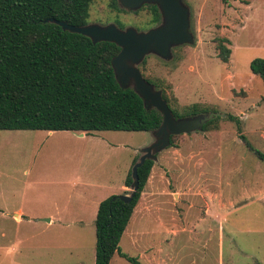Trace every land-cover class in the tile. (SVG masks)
<instances>
[{
    "label": "rangeland",
    "instance_id": "374dc122",
    "mask_svg": "<svg viewBox=\"0 0 264 264\" xmlns=\"http://www.w3.org/2000/svg\"><path fill=\"white\" fill-rule=\"evenodd\" d=\"M184 1L195 44L169 62L149 56L141 71L181 116L200 105L197 114L225 117L158 155L120 249L142 264H264V83L251 71L264 60V0ZM111 4L94 0L89 23L154 27L148 9ZM153 141L152 132L0 131V264H95L98 204L131 193L121 192L127 172ZM110 264L131 263L115 254Z\"/></svg>",
    "mask_w": 264,
    "mask_h": 264
},
{
    "label": "trees",
    "instance_id": "16d2710c",
    "mask_svg": "<svg viewBox=\"0 0 264 264\" xmlns=\"http://www.w3.org/2000/svg\"><path fill=\"white\" fill-rule=\"evenodd\" d=\"M238 1L249 4V0ZM94 0H0V131H46L93 134L96 132H153L162 123L156 110H147L132 90L118 85L112 59L120 52L113 43L94 44L91 39L65 32L47 19L65 21L73 26L89 24ZM112 10L124 12L112 0ZM152 16L151 25L160 22L156 6L144 7ZM143 8V9H144ZM218 45L219 58L229 63L232 51ZM145 64V63H144ZM251 71L264 83V60H255ZM158 88V84L146 78ZM176 118L196 115L202 109L193 105L182 116L172 107ZM237 131L243 137L240 120ZM221 118L204 125L202 132L218 130ZM171 146L176 148V138ZM264 162V155L256 152ZM133 160L125 181L132 185ZM155 162L146 161L138 170L140 188L131 203L113 195L99 205L96 226L95 264H110L115 254L131 264L138 259L122 253L120 242L152 174ZM128 193H126L127 195Z\"/></svg>",
    "mask_w": 264,
    "mask_h": 264
},
{
    "label": "water",
    "instance_id": "95a60500",
    "mask_svg": "<svg viewBox=\"0 0 264 264\" xmlns=\"http://www.w3.org/2000/svg\"><path fill=\"white\" fill-rule=\"evenodd\" d=\"M119 8L126 12H138L146 6H156L160 23L154 27L139 31L133 27L120 28L115 23L101 25L97 23L85 26H73L65 21L47 19L45 24H56L65 32L82 35L94 44L113 43L120 52L112 59L115 79L123 90L132 89L143 101L147 110H156L162 116L161 125L152 132L154 141L139 151L140 157L132 167V185L129 195H120L121 200L131 203L140 188L138 170L146 161H158V155L171 146L173 136L202 132L204 125L216 117H225L219 113H201L176 118L163 90L150 83L141 71V65L149 56H155L166 62L173 59L174 49L195 44V35L191 29V10L184 0H116ZM83 136V133H80Z\"/></svg>",
    "mask_w": 264,
    "mask_h": 264
},
{
    "label": "crops",
    "instance_id": "0c3cea01",
    "mask_svg": "<svg viewBox=\"0 0 264 264\" xmlns=\"http://www.w3.org/2000/svg\"><path fill=\"white\" fill-rule=\"evenodd\" d=\"M76 134H78L80 137H85V135H86V133H83V136H81V134L80 133H76ZM183 158V157H182ZM185 160V159H184ZM173 161H179V160H173ZM133 163V162H132ZM131 166H132V164H131ZM177 167H180V168H182V166H175V168H177ZM131 169V168H130ZM176 172V171H175ZM128 173H129V171L127 172V176H128ZM170 173H172V172H170ZM127 176H126V178H127ZM161 175L160 174H158L157 173V175H156V177L155 176H153V178H155V186L156 187H160V185H161ZM125 181H126V179H125ZM151 182L152 181H150V184H151ZM125 189H126V186H125V184H124V186L122 187V190H121V192H124L125 191ZM101 203V202H100ZM100 203L98 204V208H99V205H100ZM98 208H97V212H98ZM138 211V205L136 206V208H135V212H134V214H133V216H132V218H131V220L135 217V215L137 214L136 212ZM148 215L146 214V213H144L143 215H142V218H141V220H147L148 219V217H147ZM153 216V215H152ZM97 217V216H96ZM51 221V220H50ZM131 222V221H130ZM157 222H158V219H157ZM130 224V223H129ZM138 238V237H137ZM136 243L138 244V240L136 239ZM136 244V245H137ZM145 255V254H144ZM144 255H143V261H145L146 259H148L147 258V256H145L144 257ZM152 257H150L151 259H153L154 258V255L152 254L151 255ZM140 259H141V257H140ZM155 259V260H154ZM153 260L155 261V264H158V259L155 257ZM141 264H142V262H140Z\"/></svg>",
    "mask_w": 264,
    "mask_h": 264
},
{
    "label": "flooded vegetation",
    "instance_id": "af4514ba",
    "mask_svg": "<svg viewBox=\"0 0 264 264\" xmlns=\"http://www.w3.org/2000/svg\"><path fill=\"white\" fill-rule=\"evenodd\" d=\"M160 19H161V18H160ZM159 23H160V22H159ZM159 23H158V24H159ZM156 25H157V24H156Z\"/></svg>",
    "mask_w": 264,
    "mask_h": 264
}]
</instances>
